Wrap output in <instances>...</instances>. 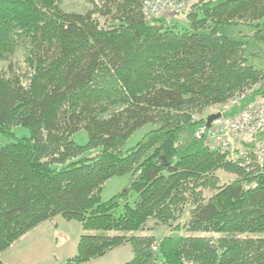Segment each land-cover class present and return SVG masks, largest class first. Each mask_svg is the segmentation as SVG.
<instances>
[{
	"label": "trees",
	"instance_id": "1",
	"mask_svg": "<svg viewBox=\"0 0 264 264\" xmlns=\"http://www.w3.org/2000/svg\"><path fill=\"white\" fill-rule=\"evenodd\" d=\"M61 1L0 0V60L21 47L26 65L0 70V254L59 216L82 226L66 264L124 244L133 258L122 264H264V125L233 152L195 137L209 107L264 103V0H192L175 13L180 29L145 18L144 0L76 13ZM14 126L30 135L1 142ZM218 169L233 178L219 183ZM126 173L127 190L101 200L105 181Z\"/></svg>",
	"mask_w": 264,
	"mask_h": 264
},
{
	"label": "rangeland",
	"instance_id": "2",
	"mask_svg": "<svg viewBox=\"0 0 264 264\" xmlns=\"http://www.w3.org/2000/svg\"><path fill=\"white\" fill-rule=\"evenodd\" d=\"M97 0H62L60 3V8L62 11L67 12H86L93 8L94 3ZM168 21L176 22L178 28L182 26H188L184 14H169L163 16ZM102 22V20H101ZM24 50L19 47L11 54L8 59L0 60V70L8 73L10 70L24 71L26 65L23 62ZM11 64V65H10ZM264 104V103H263ZM221 107H209L202 114L206 115L209 111L217 112L220 111ZM152 124H144L139 127L137 131L131 134L124 145V149L133 146L140 137L150 130ZM11 136L4 137L1 136V142H10L16 137L29 136V129L24 126H14L11 129ZM73 138L75 142L79 144H84L87 141V131L81 128L76 133H74ZM247 138V137H246ZM95 150L89 151L87 155L93 154ZM231 151V150H230ZM234 151V150H233ZM217 176L219 177V183H223L233 176L227 174L226 172L218 169L216 170ZM131 174H119L118 176H112L108 178L102 186V191L100 198L103 201H107L108 198L116 195L118 192L126 191L127 186L131 179ZM210 190H204L203 195L208 196ZM136 194L131 192L128 196L129 205H133L135 201ZM123 205H119L117 208L116 215L122 212ZM187 218V212L180 217V220L184 221ZM82 232V226L76 220H65L63 217H56L54 220L45 221L39 223L36 227L27 231V233L21 235L15 240L8 248L0 254V261L2 264H66L67 258L74 255L76 252V243L79 239V235ZM95 233V230H85L84 233ZM109 233H120L117 231H108ZM184 235H195V236H218L222 235L220 232L211 231H186L181 229ZM136 234H153L157 237L162 236L167 233V229H155L151 231L149 229H144L143 231H135ZM157 244V243H154ZM158 246V244H157ZM157 250V249H156ZM153 252H156L152 250ZM113 252H109L111 254ZM104 256L103 258H98L95 262H88L84 264H121L125 261L132 259L133 253L131 246L128 244L122 245L120 248L116 249V252L112 255Z\"/></svg>",
	"mask_w": 264,
	"mask_h": 264
},
{
	"label": "built area",
	"instance_id": "3",
	"mask_svg": "<svg viewBox=\"0 0 264 264\" xmlns=\"http://www.w3.org/2000/svg\"><path fill=\"white\" fill-rule=\"evenodd\" d=\"M192 0H145L142 12L145 18H158L174 14L181 8L188 6ZM237 98L222 105L220 117L210 122L209 127L201 125L196 137H206V145L209 149H229L233 152L238 141L245 139L264 125V104L255 103L249 108L243 109L232 115H227L234 106L238 105ZM257 158L264 163V147L260 149Z\"/></svg>",
	"mask_w": 264,
	"mask_h": 264
},
{
	"label": "water",
	"instance_id": "4",
	"mask_svg": "<svg viewBox=\"0 0 264 264\" xmlns=\"http://www.w3.org/2000/svg\"><path fill=\"white\" fill-rule=\"evenodd\" d=\"M219 117H220V113H218V112L209 114V116L206 118L205 125L209 127L210 122L213 119H216V118H219Z\"/></svg>",
	"mask_w": 264,
	"mask_h": 264
},
{
	"label": "bare ground",
	"instance_id": "5",
	"mask_svg": "<svg viewBox=\"0 0 264 264\" xmlns=\"http://www.w3.org/2000/svg\"><path fill=\"white\" fill-rule=\"evenodd\" d=\"M145 1V0H144ZM144 3V2H143ZM143 3H142V6H143ZM141 10H142V7H141ZM151 19H153V18H151ZM218 113H220L219 111H217ZM216 111L215 112H212V113H217ZM211 114V113H210ZM220 115H221V113H220ZM217 119V118H216ZM214 120V119H213ZM201 126H199L198 128H197V131H196V133L198 132V130H199V128H200ZM196 133H195V137H196ZM197 138V137H196ZM197 139H203V140H205V142H206V137H204L203 135H201L200 137H198ZM156 249H157V244H154L153 246H152V250H154V251H156Z\"/></svg>",
	"mask_w": 264,
	"mask_h": 264
},
{
	"label": "crops",
	"instance_id": "6",
	"mask_svg": "<svg viewBox=\"0 0 264 264\" xmlns=\"http://www.w3.org/2000/svg\"><path fill=\"white\" fill-rule=\"evenodd\" d=\"M121 246H122V245H121ZM118 248H120V247L114 248V249H112V250L109 251V252H113V253L109 254V252H108V253H106V254L103 255V256H99L98 258H103L104 256H108L107 254L112 255V254H114V253L116 252V249H118ZM98 258L92 259V260H94V261H92V260L86 261V263H88V262H90V261H92V262L98 261V260H96V259H98ZM92 262H90V263H92ZM80 264H84V263H80ZM121 264H122V263H121Z\"/></svg>",
	"mask_w": 264,
	"mask_h": 264
}]
</instances>
